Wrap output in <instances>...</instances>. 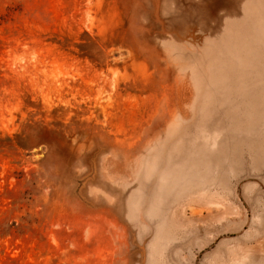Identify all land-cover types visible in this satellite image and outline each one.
<instances>
[{
  "label": "rangeland",
  "instance_id": "1",
  "mask_svg": "<svg viewBox=\"0 0 264 264\" xmlns=\"http://www.w3.org/2000/svg\"><path fill=\"white\" fill-rule=\"evenodd\" d=\"M0 264H264V0H0Z\"/></svg>",
  "mask_w": 264,
  "mask_h": 264
},
{
  "label": "trees",
  "instance_id": "2",
  "mask_svg": "<svg viewBox=\"0 0 264 264\" xmlns=\"http://www.w3.org/2000/svg\"><path fill=\"white\" fill-rule=\"evenodd\" d=\"M85 36L87 37V40L79 43V46L82 49H84L86 52H88L85 55L93 58L95 54H98V56H99V53L102 54L101 45L96 40H94L89 33L86 32Z\"/></svg>",
  "mask_w": 264,
  "mask_h": 264
}]
</instances>
